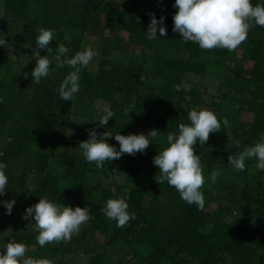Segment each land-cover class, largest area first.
Here are the masks:
<instances>
[{"label":"trees","instance_id":"1","mask_svg":"<svg viewBox=\"0 0 264 264\" xmlns=\"http://www.w3.org/2000/svg\"><path fill=\"white\" fill-rule=\"evenodd\" d=\"M48 1L65 4V0ZM117 1L105 0L100 5L98 0H84L78 6L80 16L75 21H72L73 18L69 20L67 25L81 27L83 31L90 26L109 31L117 28L128 34L130 42L138 40V44L142 43L149 16L143 22L120 23L109 17L107 11L109 8L118 9ZM29 2L30 0H4L3 3V16L14 22L16 34L5 37L6 43H11L14 58L8 55V47H0V61L13 62L14 79L17 70L14 64L27 48H31L29 54L32 56L37 28H50L48 19L52 18L49 13L42 21L38 16L29 17ZM256 3L258 2H252ZM99 13L103 15L102 20ZM174 13L155 15L157 19L163 16L164 26L170 30L169 35L178 36L179 41L184 44L183 58L165 60V69L204 75L205 67L212 65L221 69L223 80L230 78L234 81L230 85L232 88L227 86L223 90L219 89V94H214V99L208 104L209 110L218 119L228 120V125H222L220 132L211 133L203 145L196 144L193 147L194 155H200L201 163L209 173L214 168L227 166L229 155L234 156L264 134V40L253 37V34H264V27L255 26L250 29L246 40L241 43L246 46L247 62L236 61L230 58L227 49L202 50L195 43L181 40L179 33L171 30ZM111 21L117 23L113 27L108 26L106 22ZM67 36L70 40L61 37L49 42L53 53L58 44H65L70 49L66 54L69 57L78 51L71 46V41L76 39L72 35ZM38 51L40 55L45 54L44 50ZM200 55H206L207 60L199 61ZM31 60L35 65L32 57ZM213 61L218 64L214 65ZM7 63L3 68H6ZM245 63L248 66L250 64V68H246ZM70 70L68 66L56 68L53 63L49 75L38 84L32 83L30 75L25 77V72L17 74L15 85L19 84L28 91L30 99L26 105L3 102L0 97V137L4 140L3 145L0 144V161L7 164L5 173L8 177L5 194L14 195L26 207L37 203L40 196L56 199L71 207L87 206L92 219L83 224L75 236L78 235L80 242L88 234L98 233L102 237V244L101 249L93 252L83 264H110L109 257L111 261L116 259L114 264H264V237L250 234L247 225L254 218L246 215L247 208H253L252 201H240L236 193L226 192L220 200L214 202L201 188L204 195L203 208L184 203L173 187L166 182H156L159 170L152 164V158L156 155L155 138L143 154H122L118 160L105 161L100 169L94 163H86L81 151L70 154V141L73 142L74 138L80 136L70 133L72 126L77 124L73 119L75 113L55 108L57 93L54 91ZM5 72L0 68L1 94L9 92L2 85ZM83 72L80 81L82 87L75 96L82 94L90 99L106 101L108 109L113 112L111 119L103 127L97 123L102 110L83 116L88 118L89 126L96 130L98 137L105 131L113 135L135 134V129L148 130L147 132L155 129L166 134L177 131V124L188 123L187 112L181 111L179 105L199 104L207 96L206 88L199 92L191 87L187 92L181 91L179 99L170 103L159 94L140 93L141 73L99 69L92 79L91 75ZM219 100L234 104L235 114L226 115L225 108L218 104ZM225 130L229 132L227 141H223ZM62 137L67 138L61 149L56 150L55 145L48 149V141L55 140L59 144L62 143ZM106 139L107 143L116 146L118 150V142L113 137ZM236 141H239V147L236 146ZM121 169L124 170V177L123 184L119 186L127 196L128 208L135 213V218L130 219L126 225L117 227L114 221L104 215L102 209L110 198L111 187L118 186L115 182ZM60 179L68 182L65 188L59 186ZM243 196L248 199L247 194ZM255 202L257 211L252 215L264 214V198ZM209 203H214L215 209L205 211L204 207L209 206ZM31 223H34L31 218L25 220L15 217L12 209L10 215L0 216V241L17 242L15 235L19 234L22 236V241L19 242L26 245V256L45 257L52 259L54 264H65L63 256L67 246L55 245L54 241L40 247L36 242L38 233ZM71 243L73 242L68 244ZM139 247L141 250L146 249L147 253L141 255ZM138 258L142 262H136Z\"/></svg>","mask_w":264,"mask_h":264},{"label":"clouds","instance_id":"2","mask_svg":"<svg viewBox=\"0 0 264 264\" xmlns=\"http://www.w3.org/2000/svg\"><path fill=\"white\" fill-rule=\"evenodd\" d=\"M176 9L172 15V32L179 33L180 39L185 42L195 43L202 50L214 48H237L246 40L252 27H264V0L252 4L251 0H174L172 5ZM149 23L145 32L149 40L157 39L166 34L164 17L159 19L149 13ZM138 19V18H137ZM34 38L35 48L32 50V59L35 65L30 73L32 83H40L42 78L49 75L50 66L56 68L68 66L71 70L63 77L58 88L54 91L62 101H72L81 88V71L87 67L98 52L89 46L82 47L70 57L66 54L70 49L65 44H58L55 52L49 42L55 39V30L52 28H37ZM65 40H70L67 35ZM0 47L11 48V43H6L5 37L0 35ZM38 50H44L40 55ZM113 112L102 109L98 125L103 127L111 119ZM188 123L177 124V131H169L166 135V146L152 158V164L159 170L156 182L167 183L179 194L180 199L189 205L195 204L203 208L204 195L201 191L205 180L215 183L221 175L222 169L214 168L205 177V170L201 163L200 155H194L193 147L203 145L211 133L220 132L221 126H227L228 120L217 118V115L208 109L192 107L187 112ZM88 139L79 143V149L84 161L93 164L97 169L103 167L105 161L120 159L122 154H143L144 150L158 135L155 129L147 135L137 134H111L104 132L98 137L95 129H86ZM113 137L118 142L116 146L107 143V137ZM239 147V141L235 142ZM255 160L257 170H264V134L256 142L244 150L228 156V165L234 170L243 172L246 160ZM7 164L0 161V197L5 194L8 177L5 173ZM15 200L0 201L5 209V214L10 215ZM104 215L115 222L117 227H122L130 219L135 218V213L130 211L127 196L108 198L102 209ZM34 221L31 223L38 233L36 242L44 247L51 242L69 241L78 234L81 225L92 219L89 208L71 207L40 196L38 202L26 207L22 219ZM26 245L23 242H9L3 247L0 254V264H54L49 258H36L26 256Z\"/></svg>","mask_w":264,"mask_h":264},{"label":"rangeland","instance_id":"3","mask_svg":"<svg viewBox=\"0 0 264 264\" xmlns=\"http://www.w3.org/2000/svg\"><path fill=\"white\" fill-rule=\"evenodd\" d=\"M83 1L84 0H65V4H62L61 2L53 3L48 0H30L28 5V15L29 17L38 16L39 20L42 21V18L46 17V15L49 13V16L52 18L48 19V21L50 22V28L55 30V38H64L66 35H72L76 40L71 41V46L78 51L84 46L90 45L93 47L98 52V55L94 57L90 64L83 69L84 72L81 71L85 75H91L92 79L99 69L117 72L120 70H129L133 73H141L140 80L142 85L140 88V93L146 95L159 94V96L169 100L170 103L179 99L181 91L187 92L191 87H193L197 91L201 92L206 88L207 96H205V98L202 99L199 104L183 103L182 105H179L178 108H180L181 111L186 112H188V110L192 107L205 108L209 110L210 105L208 104L214 99V94H219V89L223 90V88L227 86L231 87L230 85L234 83V81L230 78H224L223 80L221 75L222 73L220 71L221 69L219 70L217 66H206L204 75L186 74L179 71L165 69V60L183 58L184 55L183 42L179 41L178 36H170V30L167 28H165L166 34L164 36H160L157 32V39L149 40L146 35L144 41L138 44V40H135V43L130 42V39H128V34L123 30H118L117 28H115L114 31H109L108 29H102V27L96 29L90 26L85 31H83L81 27L67 25L69 20L73 18L72 21H75V18L80 16V9L78 6L83 4ZM98 1L101 5L105 0ZM256 1L260 2V0H253L252 2ZM118 2L120 3L118 4ZM3 3L4 0H0V33H2L4 37H12L16 34V28L13 25L14 22L4 18ZM173 3L174 0H126V2L125 0H118L117 6L119 8L115 10L109 8L107 11L109 17L119 20L120 23H124L123 21L143 22L147 19L149 13L157 16L165 13L170 14L175 12L176 9L172 7ZM99 15L100 19L102 20L103 15L100 13ZM116 23L117 21L106 22L108 26L112 27ZM120 23L117 25L118 27ZM253 37L255 39L264 40V34H253ZM30 50L31 48H27L24 54L19 58L18 62L14 64V67L16 66L17 68L15 72V79L13 73V62L7 63L0 61V68L6 71L2 85L9 90L8 93H0V97L3 99V102L7 101L17 105H26L29 103L30 98L29 95H27V89H24L19 84L15 85V83L17 82V74H21L23 72L30 73L34 67V64L31 60V55L29 54ZM26 52L29 54V56ZM229 52L230 58L232 60L246 61V46L240 44L237 48ZM8 55H10L12 59L14 58L12 46L11 48H8ZM198 60L205 61L207 60V56L200 55ZM213 62L214 65L218 64L216 61ZM6 63V68H3ZM230 65H233V62H230ZM244 65L246 68H250V64L249 66L247 63ZM12 73L13 75L11 76ZM222 81L224 83H222ZM236 83L238 84L239 82ZM185 98L189 99L187 95H185ZM56 99L57 101L55 108L57 110H67L69 112L72 111L71 113H75L73 119L78 125L76 124L72 126L73 128L70 133H72V135L79 134L80 136L78 138H74L73 142L72 140L70 141L69 152L70 154L79 153V143L88 139L86 129H92V127L88 124V118L83 116H87L90 112H94L96 110L108 108V104L106 101L90 99L89 96L82 94L74 96L72 101H62L58 97V94ZM1 104L2 103L0 102V109L2 108ZM218 104L225 108L226 115L235 114L236 106L234 104H231L226 100H219ZM147 131L148 130L135 129L134 133H142L147 135ZM225 131L226 133L223 141H227L229 138V132L227 130ZM166 135L167 134L164 132H159L155 137L154 147L156 154L159 150H161L162 147L166 146ZM66 138L67 137H62V143L60 142L59 144H56L58 142L55 140L48 141V149L52 145L56 146V150L61 149ZM51 139H53V137H51ZM3 142V138L0 137V144L3 145ZM246 147L248 146H245L243 150ZM218 169H222V172L217 178V181L215 183H210L206 179L205 184L202 186V191L204 193H208L211 200L214 202L215 200H220L222 195L226 192L236 193L238 198H240V201H252L253 208L248 207L246 215L248 218L250 216L254 218L251 222L247 223V225L250 229V234L264 237V214L261 213L258 215H252L257 211L255 208V201H259V199L264 198V170H257L254 159L245 161V170L243 172L234 170L230 165ZM204 170L205 177H207L210 172L208 173L205 168ZM123 177L124 170L121 169L120 175L116 177L115 182L118 186H116L117 188L114 186L111 187L110 198L124 196L122 187L119 186V184H123ZM89 178H91V175H89ZM67 185L68 182H66V180L60 179L59 186L61 188H65ZM242 193L247 194L248 199H246ZM8 200H15V204L12 207L14 216L22 218L24 209L26 208L24 202L21 200L19 201L18 198L11 194H4V196L0 197V201ZM209 204V206L204 207L205 211L215 209L214 203ZM4 214L5 209L2 205H0V216ZM232 215L235 214L232 212ZM82 227L83 225H81V228ZM5 234H7V231ZM15 238L17 242L22 241V236H19V234L15 235ZM70 241L73 243L68 244ZM54 243L55 245L60 244L59 246L61 247L62 245L67 246L65 247L63 256V261L65 264H83L89 256L93 255V252L101 249L102 237L98 233H92L88 234V236H86L83 241L80 240L79 242L78 235H74L68 242H66V244H63L64 241ZM5 244L6 243L0 241V254L3 253V247ZM138 252H140L141 255H145L147 250H141L139 247ZM108 259L110 260V264L115 263V258H113L112 261L111 257ZM136 262H142V259L138 258Z\"/></svg>","mask_w":264,"mask_h":264}]
</instances>
